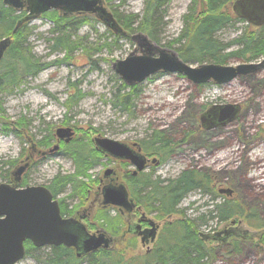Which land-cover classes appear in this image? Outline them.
I'll use <instances>...</instances> for the list:
<instances>
[{
	"label": "rangeland",
	"instance_id": "obj_1",
	"mask_svg": "<svg viewBox=\"0 0 264 264\" xmlns=\"http://www.w3.org/2000/svg\"><path fill=\"white\" fill-rule=\"evenodd\" d=\"M191 1H168L163 22L155 33L158 45L174 51L179 46L173 40L183 28V15ZM104 4L111 13L116 11L121 15L134 13L140 16L144 7L143 0H104ZM53 10L43 12L27 23V47L45 64L43 69L27 77L20 87L0 92V109L3 110L0 118V182L9 181L6 175L15 164L6 162L23 159L29 141L37 148L47 150L58 141L55 129L70 126L74 131L71 140L67 143L60 140L57 152L37 159L23 173L19 185L53 187L60 208L65 210L66 217L71 216L81 213L86 206V200L82 201L72 184L65 180L66 175L75 173L73 154L80 143L86 144L92 153L93 137L97 134L127 144L135 142L142 147L145 138L161 134L174 144V158L155 170L152 179H175L183 169L202 170L210 175L211 191H216L219 184L231 189V199L240 201L241 205L255 206L264 221V178L255 180L262 172L257 165L264 163V66L220 84L213 81L193 83L182 73L158 71L134 85L132 105L128 112H124L114 107L112 102L117 88L125 83L111 65L115 60L126 57L135 43L131 39L112 42L114 33L94 15L85 13L92 20L77 28L71 37L75 40V49L69 59L62 61L64 51L51 49L54 25L46 14ZM246 24L240 19L233 20L214 35L222 43L230 42L226 50L239 48L240 45L231 40L243 32ZM261 59L260 56L251 61ZM242 62L246 61L230 58L225 65ZM188 64L196 66L199 63ZM70 93H77L79 98L76 104L68 107L66 99ZM227 104L239 106L233 120L224 126L205 128L202 125L200 115L205 110ZM15 126L17 132H14ZM47 137L49 140L45 143ZM205 154H208L207 160L202 161ZM99 156L97 163L82 177L84 192H94L97 178L108 165L130 169L123 162H111ZM222 200V197L201 194V190L196 189L180 201L175 215L194 222L197 229L207 232L200 226L202 219L199 217L209 220L211 225L215 224L216 205ZM106 211L107 216L115 218L117 215L114 207ZM98 214L97 209H93L83 219L90 230L100 228ZM116 225L119 232L109 234L119 235L125 225L124 219L121 217ZM159 236L160 233L156 241ZM126 244L132 249L125 245L112 248L126 247L127 253L134 256L145 253V247L135 244L134 240L128 239ZM30 245L25 244L29 251L16 264H41L40 258L49 247ZM209 246L214 248L210 264H264V255L248 238L241 240L232 252L228 244L216 246L210 241ZM81 264L89 262L84 259Z\"/></svg>",
	"mask_w": 264,
	"mask_h": 264
},
{
	"label": "trees",
	"instance_id": "obj_2",
	"mask_svg": "<svg viewBox=\"0 0 264 264\" xmlns=\"http://www.w3.org/2000/svg\"><path fill=\"white\" fill-rule=\"evenodd\" d=\"M105 1L109 2L110 0ZM168 1L143 0L144 7L140 16L134 13L121 15L116 11L112 12V17L125 32V35H120L111 28L106 27L114 33L112 42L116 43L119 39H128V32L141 31L152 41L158 43L155 33L157 27L163 22L165 6ZM232 1H191L188 5L187 13L183 15V28L179 36L173 40V43H178L179 45L175 48L179 58L185 62L225 64L230 58L243 59L249 62L264 54V25L253 29L251 25L246 24L243 32L231 40V42L240 45L239 48L233 50H226L230 42L222 43L216 39L214 35L216 31L231 21L237 20V17L231 11ZM24 15V10L17 12L0 0V38L5 36L12 38L10 46L0 61V92L20 87L24 84L27 77L37 74L45 65L35 58L27 47L28 22L23 23L14 34L12 33V28L16 21ZM46 15L50 17L54 25L53 32L55 36L52 38L51 49L63 50L64 57L62 61H66L76 46L74 44L75 40H72L71 37L75 35L77 28L83 24H89L92 18L84 14L64 16L58 10L50 11ZM135 23L136 25L134 26ZM166 46L171 47L172 45L167 44ZM134 88V85L127 86L125 84L117 88L112 100L114 107H119L121 111L128 112L129 106L126 104H129L132 99L130 95ZM78 98L79 95L77 93H70L66 99V105L69 107L70 104H76ZM2 113L3 110L0 109V118ZM14 132H17L16 126ZM49 137H47L45 143L48 142ZM169 141L162 137L161 134L160 136H155L154 134L151 137H147L144 142L147 143L148 151H164L160 149L166 147ZM31 150V145H29L25 150V156L29 155ZM74 150L73 158L76 170L75 173L66 175L65 180L72 184L75 194L83 201L88 191H83V188H85L83 184L85 183L82 177L86 175V171L89 168L97 163L100 156L97 155L98 153L94 149H91L92 153H90V149L84 143H80ZM93 154H96V156ZM35 156L36 159L34 160L28 158L29 166L39 157ZM18 162V159H13L6 163L15 164L16 166ZM15 166L13 165V168ZM11 172L6 175V177L9 176V181L12 179ZM149 178L150 176L147 175L148 180L145 181L146 184L151 186L146 194L147 199H143L137 193L139 184L142 181L140 176L131 180L130 191L137 204L143 210L147 212L156 211L159 217H163L166 214L176 212V206L184 197V193L187 190L198 188L200 185L199 181L206 177L195 171H186L180 177L169 179L168 183L160 185L159 182L161 180ZM48 189L55 198L56 191L53 187L48 186ZM58 203L60 204V202ZM96 209L99 212L100 228H103L108 233H118L119 229L116 222L121 220L119 214L115 215V218L107 216L106 209L100 203L96 206ZM60 212L65 216V210L60 208ZM216 212L217 216H221L224 219L236 216L243 217L244 221L250 225H263L264 223L257 212L254 210L248 211L245 207L240 206L238 202L230 201L229 199H224L218 203ZM194 230L195 228L191 222L178 220L173 226L163 229L159 239L148 253L137 256L127 253L126 247H115L111 249L101 248L85 256L76 257L71 247L50 245L48 246V252L41 256L40 262L41 264H81L86 259L89 264H210L214 258V248L206 245ZM25 244L30 245L31 243L25 241ZM238 245L239 242L237 241L228 243L230 252L235 251ZM25 251H29V248H26ZM206 254H209L210 257H205Z\"/></svg>",
	"mask_w": 264,
	"mask_h": 264
},
{
	"label": "water",
	"instance_id": "obj_3",
	"mask_svg": "<svg viewBox=\"0 0 264 264\" xmlns=\"http://www.w3.org/2000/svg\"><path fill=\"white\" fill-rule=\"evenodd\" d=\"M2 1L17 11H25V15L19 18L12 28L13 34L23 23L35 19L43 12L57 9L64 16L85 13L94 15L115 33L125 35L104 5V0ZM231 11L237 18L248 24L256 27L264 25V0H233ZM130 37L135 43L133 50L123 59L112 62L111 65L128 86L142 82L158 71L182 73L193 83L213 81L220 84L232 80L238 74H247L264 66V55L258 62H242L236 65L209 62L192 66L179 58L174 50L154 43L141 31L134 32ZM11 42L10 36L0 38V61ZM237 113V105L211 106L200 115V121L205 128L224 126L233 120ZM73 134L74 131L70 126L55 129L56 138L63 139L65 143L71 140ZM93 144L95 149L104 155L130 160L136 167L134 172L143 168L145 160L139 148L135 150L125 142L100 135L93 138ZM57 148L56 143L48 152ZM45 153L46 151H40L38 154ZM28 158L27 156L14 167L11 172L12 182H0V264H16L22 259L25 255V241L31 242L38 248L50 245L71 247L76 257L93 253L100 248H109L111 238L103 229L92 232L81 221L82 216L78 219L62 216L58 201L53 198L46 186H18L22 174L29 166ZM107 175L108 169L104 172V176ZM219 192L228 195L231 189L220 188ZM101 196L102 207L112 205L130 211L135 206L123 184L104 185ZM155 235L153 226L147 229L146 238L150 237L153 242ZM209 236L203 235L204 240ZM258 238L264 243V229L260 230Z\"/></svg>",
	"mask_w": 264,
	"mask_h": 264
},
{
	"label": "flooded vegetation",
	"instance_id": "obj_4",
	"mask_svg": "<svg viewBox=\"0 0 264 264\" xmlns=\"http://www.w3.org/2000/svg\"><path fill=\"white\" fill-rule=\"evenodd\" d=\"M237 107L239 110L238 105H237ZM57 140L58 141L56 143L58 144V147H59L58 142L60 140H63V139H57ZM170 143L171 142L169 141L166 144V147H164L163 149H160V150H164V151H148L147 148H145V147L143 148L138 143L134 142V143L129 144V146H131L135 150H137L139 148L141 154L144 155L145 161H144L143 168L141 170L136 171V172H134L136 170V167L130 162V160L115 158V157H112L110 155H104L99 150H95L99 155H102L103 158H107V159L111 160V162H123L124 166L127 165L126 167L130 168V169H123L121 167H117L119 165H117V166L108 165L107 168H105L103 170L102 175L97 178V181L95 182L96 188H95L94 192L92 194L89 191L87 192V196L85 199L86 200V206L83 208L82 212L76 213L74 215L67 216V217L72 218V219H78L79 217L82 216L81 220H83L87 215L90 214L91 210L96 209V206L99 203H101V200H102L101 189L104 185H107V184H110V185L123 184L127 190L128 197L134 202L135 206L130 211L120 209L119 207L112 206V205L104 206L105 209H109L110 207L116 208L117 214H119L120 218L122 217L124 219V224H125L122 227L119 235L113 236L109 233H106V234L108 236H110V238H111V242H110L111 247L112 246L114 247L115 245L122 247L125 245V246H128V248L132 249L128 244H126L127 240L129 239V241H131V242L134 240L135 244L140 243L141 246L145 247V253H148L152 248L151 245H153L157 242L156 239L158 237V233L161 234V232L163 231V229L165 227L173 226L178 220L185 221V218L182 219L178 215H175V213L178 212L177 209H176L177 210L176 212L166 214L163 217H157L158 215H157L156 211L147 212V211L143 210L137 204L136 199L132 196V192L130 191V186L132 185L131 180L140 176V179L142 180V183H143L142 194H144V195L147 194L148 190L151 188V186L149 184L145 183V180L147 179V175L150 176V178L152 179V174L155 170L163 167L168 160H172L174 158V155H173L174 144L173 143L170 144ZM29 145H31V149H32L30 151L29 155H27L30 160L36 159L35 155L39 156L38 157V159H39V158L46 157L47 155H50V154L58 151L57 150L58 148L52 152H48V150L50 148H48L47 150H41L40 148H37L35 143L30 142V141H29ZM40 151H46V153L44 155H40V154H38V153H40ZM196 151H198V150H196ZM36 152H38V153H36ZM205 155L206 156H203L202 161L207 160L208 154H205ZM27 156H24V158H26ZM23 159L19 160V163ZM176 162H178V160H176ZM257 167H258V170H262V172L259 173V175L255 178V180L264 178V163H263V161L259 162ZM107 169H108V175L104 176V172ZM186 171H192V172L195 171V172L206 177V178L199 181L200 185L198 188L190 189L187 192V194L189 192H193L196 189H200L201 194H212L214 196L216 195V196L222 197L223 200L224 199L230 200L231 197H233L232 196L233 192H231L228 195L225 193L219 192L220 188H224L221 184H219L216 191H211V189L209 188V185L212 182L210 175L206 174L202 170H189V169L186 170V169H183L180 172H178V174L175 177L176 178L180 177ZM159 180H161V182H159V185L168 183V181H169V179H159ZM231 200L234 201L233 199H231ZM235 201L238 202V200H235ZM240 206L245 207V209L248 211L254 210L255 212H257L259 214V211L256 209L255 206H248V205H241V204H240ZM153 214H154V216H153ZM259 216H260V214H259ZM199 218L202 219V225H200V226H203L202 228L207 230V232H202L201 230L197 229L194 222L191 224L195 228L194 231L197 232V235L203 240V242H205L206 245L209 246L210 241H212V243L216 244V246L217 245L221 246L222 244H228V243L233 242V241L240 242L241 240L248 238V240H250L253 245L257 246L259 248V250L261 251V253L264 255V243H262L258 238L260 230L264 229V223H263V225H255V224L250 225L249 223L244 221L243 217L236 216V217H231L229 219H224L221 216H217V221L215 222V224L211 225L209 220L208 221L205 220L204 217L202 218V216H201ZM186 221H188V220H186ZM84 223H86V222H84ZM217 223H219V225H216ZM151 226H153L155 228V231H156V235L154 238L155 242L154 241L152 242L150 237L146 238L147 229L151 228ZM98 229H100V228H98ZM96 230H90V231H96ZM142 230H144V232H141ZM104 231L107 232L106 230H104ZM139 232H141V233H139ZM200 234H202V235H200ZM205 234L210 235L206 240H204V238H203V235H205ZM243 236L245 238H243ZM132 246H134V244H132Z\"/></svg>",
	"mask_w": 264,
	"mask_h": 264
},
{
	"label": "bare ground",
	"instance_id": "obj_5",
	"mask_svg": "<svg viewBox=\"0 0 264 264\" xmlns=\"http://www.w3.org/2000/svg\"><path fill=\"white\" fill-rule=\"evenodd\" d=\"M135 25H136V23L134 24V26H135ZM132 34H133V32H128V33H127V35H128V36H127L128 39H131L130 36H131ZM130 96H131V95H130ZM131 98H132V96H131ZM130 104H132V99L130 100L129 104H128V103L126 104L127 106H129V109H130V107H131ZM128 111H129V110H128ZM145 140H146V138L144 139V141H145ZM143 145L145 146V148H147V143H146V142H145V144H143ZM84 146H85V145H84ZM147 149H149V148H147ZM149 179H151V178H149ZM147 180H148V179H146L145 181H147ZM153 180H154V179H153ZM188 191H189V190H187L186 193H184V195H183L184 197H185V195L187 194ZM142 192H143V183H142V181H141L140 184H139V189H138L137 193H138V195L141 196L143 199H147L146 194L144 195V194H142ZM184 197H182V199H183ZM182 199H181V200H182ZM181 200H180V201H181ZM180 201H179V203H180ZM217 204H218V203H217ZM205 257H210V256H209V254H206ZM206 260H207V259H206ZM212 261H213V260H212Z\"/></svg>",
	"mask_w": 264,
	"mask_h": 264
}]
</instances>
